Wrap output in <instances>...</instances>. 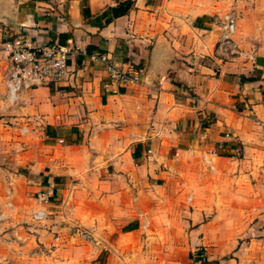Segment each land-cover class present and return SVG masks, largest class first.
I'll list each match as a JSON object with an SVG mask.
<instances>
[{
  "label": "crops",
  "instance_id": "0c3cea01",
  "mask_svg": "<svg viewBox=\"0 0 264 264\" xmlns=\"http://www.w3.org/2000/svg\"><path fill=\"white\" fill-rule=\"evenodd\" d=\"M123 1L11 0L12 16L0 21V79L8 38L71 53L62 82L20 93L14 103L0 96V160L25 169L21 175L0 166L2 225L25 244L22 254L44 255L33 245H47L49 236L30 232L28 218L10 217L5 199L68 190L67 218L83 225L87 239L62 259L36 264H264V54H253L246 71L236 66L242 58L220 54L214 7H198L199 0H130L127 13L113 16L110 8ZM255 1L264 18V0ZM161 38L168 59L148 85L151 51ZM98 54L139 81L113 93ZM199 155L220 174L236 169L260 175L259 182L217 184L222 193L209 203L203 187L175 177ZM239 190L245 193L238 204L223 195ZM188 191L190 203L194 191L202 196L193 209ZM7 237L0 235V261L14 253Z\"/></svg>",
  "mask_w": 264,
  "mask_h": 264
},
{
  "label": "rangeland",
  "instance_id": "374dc122",
  "mask_svg": "<svg viewBox=\"0 0 264 264\" xmlns=\"http://www.w3.org/2000/svg\"><path fill=\"white\" fill-rule=\"evenodd\" d=\"M184 1L189 2L190 0ZM196 5L198 7L201 6V8L203 7L204 9L214 7V15H221L228 11L234 12L237 15V28L234 38L238 42L241 50L251 54H264V18L262 15L255 11L256 6L259 5L258 2H256L255 0H199ZM247 62L249 61L245 58H242L239 63H236V66L244 71L249 70L248 68L250 67L247 68V65L245 64ZM250 64L254 65V63L251 62ZM4 124L7 123L4 122ZM206 159L210 160L211 158L204 155L197 156V159H195L191 167H189L188 173L181 174L178 171H175V177L177 179V182H179L180 180H182V182H186L188 184V188L193 187V189H198L203 187V190L205 191L204 194L207 195L203 199L208 200L209 203L211 202L213 195L217 198L222 193V191H218L216 189L217 184L227 185L229 183L234 185L233 187H235L238 183L243 185L244 183L253 184L259 182L260 175L250 174L249 177H244L242 176L243 174H239L237 172L238 170L236 169L233 170L230 175L226 173L220 174L217 169H212V166L217 168L216 164L214 162H212V164L210 162L208 163ZM7 161L8 160H0V166L2 165L14 174L18 173L22 175L24 173L25 169L15 164L8 165L6 163ZM181 165L182 163L180 160L175 162V166L178 169L181 167ZM223 170L224 172H227V168H223ZM4 182L6 181L4 180ZM9 182L10 180L7 183L12 186ZM40 192H43L45 195V200L43 202H40L38 200V194ZM5 193L9 195L7 191ZM47 193H49V196H47ZM193 193L194 201L196 199L202 198L201 195H198V192L194 191ZM223 193V195L226 196L225 199H234L235 204H238V202L242 200L243 194L245 192L239 190L237 192L223 191ZM55 194L57 195L56 197H54ZM70 194L71 192L68 190L61 191L58 189L52 190L51 192L43 190H29L27 192H18V194L13 196V198H6L4 203L6 204L8 215L10 217L16 216L20 220L22 218H28V220L31 222L28 226L32 227V229H29V231L37 232L36 230H43L45 235L49 236V239H47V245L41 242L33 245L34 251L39 246L44 248V255L35 254L34 256H26V254H22V251H20L21 245L25 244L20 243V237L13 233V228L10 224L2 225L3 218L1 217L0 235L3 233H8V237L5 240L10 246H12V244L14 243L15 247L13 249L14 253L9 252V254L1 257L2 260L0 261V264H29L28 262L31 261L36 264V261L42 263L43 260H46V258L54 259V257H56L58 259H62L66 256L67 249L82 246L85 239H87L83 225L81 223L73 224V222H71L69 218H67V215L72 216L71 213L67 214L72 210V208L69 206L70 204H68L69 200L72 201V199L70 198ZM255 194H257V192L252 191V197ZM191 195V192H186L185 199L189 208L193 209L192 206H194V201L190 203L188 200L189 197H192ZM9 202H12L13 205H17V209H14L13 206H9ZM61 203L63 205L61 208L56 207ZM38 207H42L48 211L47 218H45V220L41 222H36L32 219V213ZM208 208L209 209H207V214L211 215L213 213L212 208L210 206H208ZM80 209L82 208H79L78 212H80ZM223 209L227 211L225 213H228L229 208L225 207ZM241 213L242 211H239L240 216L242 215ZM77 216L79 217V215ZM22 222L20 221V225L23 224ZM25 227H27V225H25ZM55 249H57V251L55 252L56 255H52L51 251H54Z\"/></svg>",
  "mask_w": 264,
  "mask_h": 264
},
{
  "label": "built area",
  "instance_id": "2783aa9c",
  "mask_svg": "<svg viewBox=\"0 0 264 264\" xmlns=\"http://www.w3.org/2000/svg\"><path fill=\"white\" fill-rule=\"evenodd\" d=\"M212 21L218 30L216 50L230 60L245 58L255 64V56L241 50L234 38L237 15L231 11L215 14ZM1 48L6 53L7 64L0 79V96L8 103H14L18 95L27 90L58 84L69 74L71 49L67 46L51 43L31 45L23 37L14 36L3 41ZM96 58L104 64L109 78L107 86L113 93H117L120 87L139 81L137 73L121 68L105 54H98ZM206 161L210 162L209 159ZM38 200H45L43 192L38 194ZM47 216L48 211L42 207L32 213V219L36 222L45 220Z\"/></svg>",
  "mask_w": 264,
  "mask_h": 264
},
{
  "label": "water",
  "instance_id": "95a60500",
  "mask_svg": "<svg viewBox=\"0 0 264 264\" xmlns=\"http://www.w3.org/2000/svg\"><path fill=\"white\" fill-rule=\"evenodd\" d=\"M11 0H0V21L9 19L13 14V9ZM168 59L166 50H165V40L163 38L158 39L151 51L150 63L145 76V83L148 85H153L158 73L159 68L162 67L163 62ZM257 64H262V62L257 58Z\"/></svg>",
  "mask_w": 264,
  "mask_h": 264
},
{
  "label": "trees",
  "instance_id": "16d2710c",
  "mask_svg": "<svg viewBox=\"0 0 264 264\" xmlns=\"http://www.w3.org/2000/svg\"><path fill=\"white\" fill-rule=\"evenodd\" d=\"M131 5H132V2L130 0H126V1L119 3L116 7L110 8V11L113 16L123 15L127 13ZM82 12H83V15L86 17V9H83ZM135 155L136 154L133 153V156Z\"/></svg>",
  "mask_w": 264,
  "mask_h": 264
}]
</instances>
